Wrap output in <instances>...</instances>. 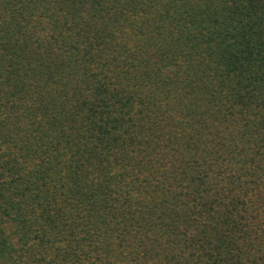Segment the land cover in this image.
Wrapping results in <instances>:
<instances>
[{
	"label": "trees",
	"instance_id": "obj_1",
	"mask_svg": "<svg viewBox=\"0 0 264 264\" xmlns=\"http://www.w3.org/2000/svg\"><path fill=\"white\" fill-rule=\"evenodd\" d=\"M0 264H264V0H0Z\"/></svg>",
	"mask_w": 264,
	"mask_h": 264
}]
</instances>
